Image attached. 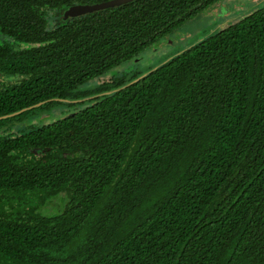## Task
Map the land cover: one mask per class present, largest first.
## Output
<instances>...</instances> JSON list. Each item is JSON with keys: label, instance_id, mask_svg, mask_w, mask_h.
I'll return each instance as SVG.
<instances>
[{"label": "trees", "instance_id": "1", "mask_svg": "<svg viewBox=\"0 0 264 264\" xmlns=\"http://www.w3.org/2000/svg\"><path fill=\"white\" fill-rule=\"evenodd\" d=\"M98 1L0 0V60L27 73L3 108L58 109L27 124V175L7 172L2 191L0 174V264H264V4L146 71L102 77L224 0L48 20Z\"/></svg>", "mask_w": 264, "mask_h": 264}, {"label": "rangeland", "instance_id": "2", "mask_svg": "<svg viewBox=\"0 0 264 264\" xmlns=\"http://www.w3.org/2000/svg\"><path fill=\"white\" fill-rule=\"evenodd\" d=\"M261 3L264 4V0H224L221 3L217 2L213 6L196 13L191 18L182 22L174 32L168 34L160 42L145 48L143 55L139 56L138 60L135 58L133 59L134 62H123L105 72L102 77L106 74L119 75L134 68H139V71H141L149 66H155L174 53L189 47L203 35L209 34L215 29L225 27L233 20L236 21V19L241 18L250 9L258 7ZM47 14L49 22L51 21L54 24L58 22L59 12H49ZM52 26L55 25L49 23V28ZM57 116L58 111L55 109L44 114L45 121L54 120Z\"/></svg>", "mask_w": 264, "mask_h": 264}, {"label": "flooded vegetation", "instance_id": "3", "mask_svg": "<svg viewBox=\"0 0 264 264\" xmlns=\"http://www.w3.org/2000/svg\"><path fill=\"white\" fill-rule=\"evenodd\" d=\"M224 2V1H222ZM221 3V2H218ZM224 7V6H223ZM223 10V9H222ZM219 11V10H218ZM10 49H15L20 51L21 49L27 48V43H20L16 45H12L9 43ZM12 61H4L0 60V140H7L6 147L1 148L6 150L5 156H2V159L6 162H9L12 169L10 171L3 170L0 172L2 176L5 177V185L7 188L2 191H6L8 189V173L13 174H22L27 175V164H25V161L27 160V153H25V149H21L19 146L21 143L27 142V124H31V122L40 119L44 114H47L49 112H42L40 116L37 115H28L27 116V107H19L16 108V110H7L6 108H3L2 99L7 94V92L14 86L17 79L25 77L27 73H24V75H17L14 73V71H8L6 68L11 65ZM13 103V101H12ZM58 111V109H55ZM37 116V117H36ZM52 116V115H51ZM28 117H32L33 119L30 121H27L29 119ZM35 117V118H34ZM40 117V118H39ZM9 141V142H8ZM27 144V143H26ZM12 146H19L15 150V154L13 151L9 149V147ZM27 147V146H26ZM13 148V147H12ZM25 151V152H24ZM36 156L42 157L44 154L42 150L36 149L35 150ZM18 179L19 176H13V182L15 186H18ZM9 189L8 192H4V195L6 196V204L4 205L7 210H9V216L14 215V207L18 206L19 204V197L15 195L14 189ZM17 197V203L15 201H9L13 200ZM21 205L24 206L23 202H20ZM27 206V203H26Z\"/></svg>", "mask_w": 264, "mask_h": 264}, {"label": "water", "instance_id": "4", "mask_svg": "<svg viewBox=\"0 0 264 264\" xmlns=\"http://www.w3.org/2000/svg\"><path fill=\"white\" fill-rule=\"evenodd\" d=\"M129 1H132V0H102V1H98V2H74V3H71V4L64 6L61 9V12H59L60 19L62 21H66L72 17H77V16H81L84 14L92 13L94 11H99V10H103V9H107V8H113L115 6H120L122 4L128 3ZM179 52L180 51L174 53L173 55H176ZM172 56H170V57H172ZM169 58H167V59H169ZM167 59H165V60H167ZM165 60H163L162 62H164ZM145 73L146 72L142 73L140 76L144 75ZM0 74H1V72H0ZM132 81H134V80H132Z\"/></svg>", "mask_w": 264, "mask_h": 264}]
</instances>
